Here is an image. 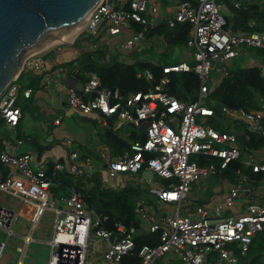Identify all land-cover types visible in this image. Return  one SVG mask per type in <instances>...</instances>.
Listing matches in <instances>:
<instances>
[{"label": "built area", "instance_id": "obj_1", "mask_svg": "<svg viewBox=\"0 0 264 264\" xmlns=\"http://www.w3.org/2000/svg\"><path fill=\"white\" fill-rule=\"evenodd\" d=\"M159 9L155 0H130L127 9L118 10L104 0L81 33L98 36L104 31L107 36L120 37L119 58L130 63L129 52L146 40L145 31L155 27L154 17ZM168 22L170 25H190L186 48L190 50L192 64L182 61L164 67L163 73L193 72L198 79L194 100L181 101L166 92V76L146 93L136 92L123 97L117 89L102 87L98 77L92 75L81 87V94L73 85L67 87L66 105L82 116L97 113L105 127L108 119L115 118L118 122L144 129L143 141L131 143L123 156L106 160L104 164L111 178L133 176L142 171L150 173L160 183L150 187V193L160 202L175 206L174 214L161 216L146 207L140 210L141 224L147 233L158 234V243L141 247L137 253L139 264H154L166 254L183 264H213L209 261L210 255L216 257L214 264H236L233 245L238 244L239 256L245 257L253 237L264 230V192H258L257 201L244 211H239L236 206L239 195L244 192L238 186L229 187L222 199L213 202L211 209L196 206L186 216L180 211L193 187L201 179L216 174L213 164H198L201 157L216 158L220 161V170H223L240 156L233 134L208 126V119L213 116L210 94L217 81L226 75L223 64L229 65L245 54V48L264 49V33L228 30L219 0L178 3ZM133 23L142 26L143 30L133 31ZM255 65L264 79V63L256 62ZM49 67L54 64L45 61L41 53L28 58L23 70L37 76L43 88L50 83ZM211 73L215 74L216 80L210 81ZM137 77L152 80L147 71ZM20 89L16 80L0 96V121L13 132L22 118V112L16 106ZM22 94L27 99L32 92L26 89ZM222 112L228 120L264 137V112L227 107H223ZM59 123L60 119L54 121L55 125ZM20 143L12 138L0 150V162L9 172L4 180L0 179V193L18 199L27 211H13L0 205V231L8 237L13 235L19 219L30 223L33 230L45 210L52 207L55 222L48 241L50 255L47 264H90L87 255L89 251L96 253V245L104 264H123L122 260L135 250L136 228L120 223L115 224L114 231L103 228L102 223L107 217L91 214L86 209L84 195L79 191L71 192L61 206L49 205L52 178L45 172L46 164L32 168L30 154L13 152ZM66 144L70 145V141ZM250 166L252 172L264 176V157L253 161ZM62 171L74 177H84L93 171V164L89 160H80L76 152H71L64 162L54 163L52 177L55 172ZM227 211L231 214H226ZM30 240L28 236L23 241L28 244ZM5 246L6 241H0V259Z\"/></svg>", "mask_w": 264, "mask_h": 264}, {"label": "trees", "instance_id": "obj_2", "mask_svg": "<svg viewBox=\"0 0 264 264\" xmlns=\"http://www.w3.org/2000/svg\"><path fill=\"white\" fill-rule=\"evenodd\" d=\"M108 1H113L114 9L118 10L127 9L130 0L125 3L116 0ZM182 2L194 3L195 0H177L174 4L161 2V5L167 7ZM219 4L227 10V14L223 13V16L228 30L264 33V0H219ZM131 28L135 32L143 30V27L136 23L131 24ZM189 31L190 25L188 23H173L170 25L168 20L157 22L155 27L145 31V35L146 39L158 40L161 37L163 48L161 52L162 54L166 53L165 60L161 62L148 58L134 60L131 57L133 61L130 63L121 61L118 51L109 49V45L102 40L105 35L104 31L99 33L98 36L81 33L74 40L73 46L70 47L71 50L77 52V56L70 62L62 64L61 68L65 70L66 75L73 80L75 85L82 87L92 75H96L102 87L110 90L117 89L123 97L136 92L146 93L166 76L168 83L164 86L165 91L181 101L191 102L195 99L198 91L196 75L193 72L163 73L164 67L182 62L181 57L175 56V50L182 51L186 49ZM92 45L94 48L91 47ZM252 52L255 59L260 63H264V49H252ZM47 56L51 55L48 54ZM189 64L191 65L192 62H189ZM222 67L226 75L217 81L210 94L212 100L210 108L213 110V116L208 119L207 123L208 126L219 132L233 134L236 139L235 144L240 150V156L237 160L231 161L223 170H220V161L216 158L201 157L197 162L199 165L213 164L216 166V175H219V179L229 184L242 188L257 186L264 182V176L252 172L250 164L258 159L256 153L264 149V137L250 133L238 122L228 120L224 116L222 108L264 112V79L261 78L257 65L233 68L231 62L229 65L223 64ZM146 71L151 74V81L144 77H137V74ZM17 82L20 84L21 89L16 106L20 108L22 114L33 112L32 105L29 103L30 100L26 101L22 93L24 90L30 89L34 94L40 88V79L23 70ZM75 89L81 94V88L75 87ZM117 122L115 118L108 119V126L103 129L102 133V142L109 149L112 159L123 156L129 150L131 143L144 140V136L141 139L140 135L135 132H132L127 139L121 137L119 131L115 130L119 124ZM2 128H4V125L0 121V136L3 133ZM2 148V141L0 140V150ZM45 150L47 148L42 149V151ZM80 150L78 156L80 160L94 159L96 166L101 164L102 159L98 155L95 157L92 151L84 148ZM99 161L101 162L99 163ZM59 162H62V160ZM53 167L54 163L52 162H49L45 167L46 174L52 178L50 193L53 197L67 198L69 193L79 191L84 195L88 208L107 211V214L100 215V217H107V220L102 223L103 228L114 231V226L117 223H121L126 227L139 228L141 222L138 213L141 204L148 197L147 195L142 197L137 190L128 186L118 191L102 188V178L97 171L98 169L96 173L86 174L84 177L79 178L63 171L55 172L52 177ZM8 173V169L0 162V179L4 180ZM146 203H150V201ZM134 243L135 250L131 256L122 260L123 264H139L138 251L144 245L155 246L158 243V234L138 233L134 238ZM209 257V261L214 264L213 260L216 261L215 255ZM263 259L264 230L253 237L246 256L240 257L236 264L239 260H242L243 264H264ZM178 262L179 264L182 263L179 260Z\"/></svg>", "mask_w": 264, "mask_h": 264}, {"label": "crops", "instance_id": "obj_3", "mask_svg": "<svg viewBox=\"0 0 264 264\" xmlns=\"http://www.w3.org/2000/svg\"><path fill=\"white\" fill-rule=\"evenodd\" d=\"M120 1L121 3H125L127 0H116ZM156 1V0H155ZM157 4L159 5L160 9L158 14L154 17L155 22H159L161 20H168L170 17L173 16V8L175 5L172 6H167L163 7L160 2L156 1ZM222 11L224 14H227V10L222 7ZM102 40L109 45V49L111 50H117L118 44H120L121 40L120 37H112V36H107L104 35L102 37ZM158 41L160 44H162V39L159 37ZM187 49V48H186ZM183 50V52L180 54V51L175 50V56L181 57L182 61L186 62H192L191 57H190V50ZM163 48L160 47V51H162ZM50 54L51 56H47ZM246 54V53H245ZM43 56L45 61H48L49 63H53L54 67H49L47 70L50 73V83L46 87H40L38 90L34 92V94H31L32 97H29L25 99L26 101L30 100L29 103H31L33 112H28L29 115L33 117V122L37 128H39L40 133L42 134V137H45L46 140L44 142L39 141L40 145H36V141L32 144V148L30 144L33 142L32 138L30 137L31 133H28L24 131L28 127V125H23V119H24V114H22V118L17 126V128L13 131L6 129L5 127L2 128V135L0 136V140L2 141V146L4 147V143L6 141H9L12 138H15L19 140L21 143L14 147L13 152L23 154V153H28L31 155V167L36 169L40 166H44L45 164L47 165L49 162L55 163L59 162L62 160L64 162L66 158L69 156V154L74 151L77 153L79 156L81 150L80 149H87L89 151H92L93 154L98 155L100 159H102V162L99 166H96L94 163V159H84V160H89L93 164V171L90 173L93 174L94 172L96 173V170L100 173L102 177V188L108 189V190H113V191H118L122 189L123 187L127 186V182L129 180L134 181L135 183L138 184H147L149 186V193H150V187L156 186L159 183L157 180V183H153L149 179V174L145 171H142L138 174H135L133 176H126V175H118L115 178L109 177L107 172L105 171L104 165L106 160H113L110 156V151L107 148V146L102 142V133L103 129L106 127L101 124L100 116L97 113H93L91 115H79L78 113L73 112L71 109H69L66 105V89L69 85H73L74 87L80 89L81 86L75 85L73 80L66 75V72L64 69L61 68L62 64L68 63L71 60H73L77 56V52L68 49L65 47L60 46L59 48L55 50H46L43 52ZM130 62L133 61L131 58V54L129 55ZM235 61V60H234ZM256 62H259L257 59L254 57H251L250 61L248 62V66L255 65ZM27 114V113H26ZM74 115H77V117L80 118L81 121L86 122L88 124L86 129H89L88 132H90L93 137L88 138V141L86 140L83 142L82 138H80V134L75 131V134H71L66 130V126L64 124V118H69L72 119ZM56 119H60L59 125H55L54 121ZM119 123L115 130L119 131V134L121 137L127 139L132 132H127L124 133L121 131L123 125L125 123L117 122ZM25 124H28L25 123ZM137 129V128H136ZM68 132V133H67ZM138 135H140L141 139L143 138V133L137 129ZM74 133V132H72ZM26 137V138H25ZM51 137V139H49ZM66 141H70V145L66 144ZM77 143L79 147L72 149V145ZM43 148H47V150L42 151ZM257 158H262L264 157V149L258 151L257 153ZM94 158V157H92ZM96 159V158H95ZM89 175V176H90ZM153 177V176H152ZM234 185L232 184H227L225 181H222L219 179V181H214V180H206L204 182H201L196 184L193 187V190L191 194L188 196L186 201L188 200H193L195 204L193 206H186L182 208V203L181 205V215H190L196 206H203L208 209L212 208V204L216 200H220L223 198V196L228 192V188L232 187ZM240 187V186H239ZM242 188V187H240ZM244 189V192H242L237 201H236V206L238 207L239 211H244L246 210L247 206L249 204L255 203L258 199V192H264V182L257 186H252L248 188H242ZM250 190V191H248ZM70 195V193H69ZM67 196V198L69 197ZM150 196V197H149ZM147 198H145L144 202L141 204L140 210L144 207L151 209L157 216H161L163 214H171L170 207L173 206L175 209L174 205H168L160 202L156 196L152 195L151 193L149 194ZM55 199L54 203H51L52 206H61L63 204V201L66 199L65 197L62 198H57L53 197L50 193V199ZM150 201V203H146ZM152 202V203H151ZM0 205L6 208H9L13 211H20L22 213H25L27 211V207L22 204L18 199L4 195L0 193ZM86 209L91 212L93 215H105V214H97L96 210H93L92 208H88L87 203L85 202ZM158 205L163 206V210L158 207ZM140 207V206H139ZM101 210V209H99ZM140 210H139V218H140ZM50 211H54L51 209ZM163 212V213H161ZM175 212V210H174ZM107 214V213H106ZM226 214H231L230 211H227ZM43 216V215H42ZM55 217V214H54ZM53 217L52 220V231H54V222L55 219ZM42 218V217H41ZM41 218L39 222L41 221ZM24 222V226L28 227V222L24 219H19ZM38 222V223H39ZM141 222V219H140ZM121 224V223H120ZM145 226V225H144ZM35 230V229H34ZM44 231V230H43ZM52 233V232H51ZM138 233H144V234H149L143 227V225L140 223L139 228L136 229V234ZM14 236H18L17 234H14ZM12 235V236H13ZM44 237L42 238V241L49 246L48 241L50 240L48 237V233H42ZM31 235H22L18 236L20 239L23 241L26 237ZM134 236V238H135ZM34 241L31 237V240L29 241L32 242ZM24 243V241H23ZM28 243V244H29ZM25 245L23 247H18L16 252L21 254V257L17 258V260L13 264H23V258L25 255V250L28 244L24 243ZM50 247V246H49ZM97 245L94 247V251L98 253V248H96ZM21 248L22 251L19 252L18 249ZM50 255V252H49ZM100 257V255H99ZM49 260V257H48ZM48 260L46 264L48 263ZM264 262V259H263ZM27 264H32V263H27ZM95 264H104L100 258Z\"/></svg>", "mask_w": 264, "mask_h": 264}, {"label": "water", "instance_id": "obj_4", "mask_svg": "<svg viewBox=\"0 0 264 264\" xmlns=\"http://www.w3.org/2000/svg\"><path fill=\"white\" fill-rule=\"evenodd\" d=\"M103 1L0 0V96L18 79L28 58L58 42L72 47L70 37L82 32Z\"/></svg>", "mask_w": 264, "mask_h": 264}, {"label": "rangeland", "instance_id": "obj_5", "mask_svg": "<svg viewBox=\"0 0 264 264\" xmlns=\"http://www.w3.org/2000/svg\"><path fill=\"white\" fill-rule=\"evenodd\" d=\"M158 2H167L168 4H174L177 0H156ZM111 5H113V1L110 2ZM172 6V5H170ZM81 33V32H80ZM80 34H78L73 40H75ZM60 46H63V44H57L54 45L52 48H50V50H55L57 48H59ZM160 47L162 48V44H160V42L157 39H146L145 41H142L140 43H138L130 52L129 55L131 54V57L134 58V60L136 59H144V58H148V59H153L154 61H164L166 58V53L162 54V52L160 51ZM68 49H70V47H66ZM185 50V49H183ZM180 51V54L183 52ZM187 50V49H186ZM246 54H242L241 56H239L235 61H232V66L233 68H243V67H247L248 66V62L250 61L251 57L254 56L252 49L251 48H245ZM179 57V56H178ZM132 58V59H133ZM216 80L214 73L210 74V81H214ZM18 83V82H17ZM19 84V83H18ZM20 85V84H19ZM23 125H28V127L26 129H24V131L27 132L26 135H28V133H31L30 137L32 138V143L30 144L31 148H32V144L36 141L37 143H35L36 145H40L39 141L44 142L46 140L45 137H42V134L39 131V128H37L33 122V117L31 115L24 114V119H23ZM28 124H25L27 123ZM64 124L66 126V130H69L68 132L71 134H75V131L78 132V134H80V138H82L83 142H85L86 140L88 141L89 136L93 137V135L88 132L89 129H86L88 124L86 122H83L80 120L79 117H77V115H74V117L72 119L69 118H64ZM122 132L127 133V132H137V129L134 128L131 125H123ZM67 132V133H68ZM74 132V133H72ZM26 138V137H25ZM77 146L79 147V145L77 143L72 145V149L77 148ZM102 178V177H101ZM149 179L153 182V183H157V180L152 177L151 175L149 176ZM214 180V181H219V175H211L207 178L201 179V182H204L206 180ZM103 181V180H102ZM224 181V180H222ZM226 182V181H225ZM200 183V182H199ZM227 183V182H226ZM229 184V183H227ZM127 186L131 187L135 190H137V192L139 193L140 196L144 197V196H149L148 191H149V186L147 184H138L135 183L134 181L129 180L127 182ZM2 194V193H1ZM150 197V196H149ZM55 199H50V202L48 203L49 205L51 203H54ZM194 201L193 200H188L186 201L183 205V207L186 206H193ZM158 207L161 209V211L163 210V206L162 205H158ZM170 207V211L171 214H174V208L173 206H169ZM52 207L48 208L47 210H45V212L43 213V216L41 218V221L39 223L36 224V227L32 230L31 229V224H28V227L24 226V222L21 220H18L16 222V225L13 229L14 234H17L18 236H22V235H27L30 234L32 239L34 241L30 242L25 250V255L23 258V264H27V263H32V264H46L48 257H49V252H50V247L48 245H46L43 241L42 238L44 237V235H42V233H48V237L49 239L52 237L53 231H52V220L54 217V214L51 210ZM163 213V212H161ZM55 219V217H54ZM44 230V231H43ZM52 232V233H51ZM18 236H7L6 233L1 232L0 231V241H6V246L3 250L1 259H0V264H13L17 258H19V256L21 257V254H19L18 252H16L18 247H23L25 244L23 243V241L20 239V237ZM234 254L235 257L238 259L240 258L239 256V249H238V244H235L234 247ZM99 253H92L91 251L88 252L87 255V260L90 264H95L99 257ZM250 255V254H249ZM244 262H242V260H239L238 264H243ZM154 264H179L178 259L175 257H171L170 255L166 254L163 257H161L160 259H157L155 261ZM182 264V263H180Z\"/></svg>", "mask_w": 264, "mask_h": 264}, {"label": "bare ground", "instance_id": "obj_6", "mask_svg": "<svg viewBox=\"0 0 264 264\" xmlns=\"http://www.w3.org/2000/svg\"><path fill=\"white\" fill-rule=\"evenodd\" d=\"M77 35H78V34H77ZM77 35L71 36V37H70V42H72L73 39H74ZM58 43H59V42H58ZM58 43H55V44L49 46V48H52L54 45H57ZM49 48H47V49H49ZM47 49H46V50H47Z\"/></svg>", "mask_w": 264, "mask_h": 264}]
</instances>
